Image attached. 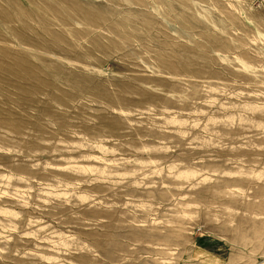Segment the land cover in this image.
I'll return each instance as SVG.
<instances>
[{
  "label": "rangeland",
  "instance_id": "374dc122",
  "mask_svg": "<svg viewBox=\"0 0 264 264\" xmlns=\"http://www.w3.org/2000/svg\"><path fill=\"white\" fill-rule=\"evenodd\" d=\"M0 264H264V0H0Z\"/></svg>",
  "mask_w": 264,
  "mask_h": 264
}]
</instances>
